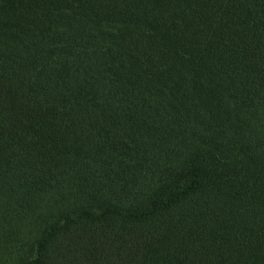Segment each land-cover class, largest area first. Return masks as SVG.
Masks as SVG:
<instances>
[{
  "label": "trees",
  "instance_id": "obj_1",
  "mask_svg": "<svg viewBox=\"0 0 264 264\" xmlns=\"http://www.w3.org/2000/svg\"><path fill=\"white\" fill-rule=\"evenodd\" d=\"M0 264H264V0H0Z\"/></svg>",
  "mask_w": 264,
  "mask_h": 264
},
{
  "label": "rangeland",
  "instance_id": "obj_2",
  "mask_svg": "<svg viewBox=\"0 0 264 264\" xmlns=\"http://www.w3.org/2000/svg\"><path fill=\"white\" fill-rule=\"evenodd\" d=\"M174 129H165L166 134L159 139L157 143L152 147L146 148V152L142 154H136L134 156L135 159H139V163L143 165V173L148 174L149 176H158L162 171L165 165L170 164L171 159L180 151L183 147L182 140L177 138V134L182 129L178 128V123L173 124ZM194 129H189L186 131L188 135L190 132L192 133ZM144 150V151H145ZM143 184V180H141ZM138 190V189H136Z\"/></svg>",
  "mask_w": 264,
  "mask_h": 264
}]
</instances>
